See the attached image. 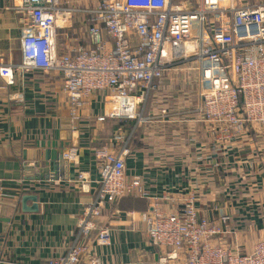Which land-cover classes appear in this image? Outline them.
Segmentation results:
<instances>
[{
	"label": "crops",
	"instance_id": "crops-1",
	"mask_svg": "<svg viewBox=\"0 0 264 264\" xmlns=\"http://www.w3.org/2000/svg\"><path fill=\"white\" fill-rule=\"evenodd\" d=\"M15 1L0 0V56L20 64L23 18L14 9ZM59 1L76 9L57 29L59 52L93 45L91 17L85 10L96 0ZM160 85L157 93L165 90L163 100L158 103L157 94L148 98L141 107L142 122L98 121L97 116L110 109L101 92L92 95L76 121L59 73L15 71L13 85L0 77V264H47L50 257L66 253L76 238L78 216L93 200L100 177L94 150L111 145L117 149L124 140L130 148L128 178L139 175L153 195L172 198L165 201L171 210L195 189L200 216L231 217L234 232L216 242L241 254L251 252L264 237V137L249 125L246 139L222 144L193 111L197 97L187 99L168 77ZM16 92L23 93L22 100L12 98ZM162 107L181 113L168 116ZM186 109L191 112H183ZM70 149H76L77 156L66 160L64 152ZM80 172L90 181L85 188L77 181ZM25 195L37 196L36 211L23 210L34 205L31 199L23 203ZM154 200L128 194L112 205L100 217L101 224L113 227L112 243L99 246L92 238V253L81 264L96 256L103 263L183 264L185 256L160 249L141 221L128 226L127 212H149Z\"/></svg>",
	"mask_w": 264,
	"mask_h": 264
},
{
	"label": "built area",
	"instance_id": "built-area-1",
	"mask_svg": "<svg viewBox=\"0 0 264 264\" xmlns=\"http://www.w3.org/2000/svg\"><path fill=\"white\" fill-rule=\"evenodd\" d=\"M96 0L85 10L92 25L93 45H77L60 53L57 29L76 10L59 0H16L22 14V62L0 56V77L15 83V71L41 69L57 72L63 80L72 119L79 121L94 93H103L109 111L97 116L145 120L142 106L152 94L162 102L160 82L169 78L187 99L198 98L193 111L209 123L216 141L229 144L246 139L249 125L264 137V0ZM22 100L23 93L12 95ZM163 114H179L162 107ZM190 113V109L183 111ZM127 141L117 149L94 150L100 177L93 200L78 216L76 238L66 253L47 264H81L92 253L90 240L99 246L112 243L113 227L100 217L126 195L154 198L149 212H127L128 226L141 221L146 234L160 249L185 256L183 264H264V237L251 252L241 254L216 242L231 234V217L200 216L199 194L194 189L174 210L168 196L147 190L141 176L128 178ZM76 149L64 152L73 160ZM258 158L260 157L257 154ZM260 157V162L264 164ZM83 188L89 185L83 172ZM89 264L103 263L96 256Z\"/></svg>",
	"mask_w": 264,
	"mask_h": 264
},
{
	"label": "water",
	"instance_id": "water-1",
	"mask_svg": "<svg viewBox=\"0 0 264 264\" xmlns=\"http://www.w3.org/2000/svg\"><path fill=\"white\" fill-rule=\"evenodd\" d=\"M29 199H31V200H33L34 201V205L32 206V207H23V210L24 211H36L37 209H38V205H37V196L36 195H25L24 197H23V203L25 204V202L27 201V200H29ZM6 221L5 222H9L10 220L7 218V219H5ZM3 241V238H2V235H0V242H2ZM0 252H1V247H0Z\"/></svg>",
	"mask_w": 264,
	"mask_h": 264
}]
</instances>
